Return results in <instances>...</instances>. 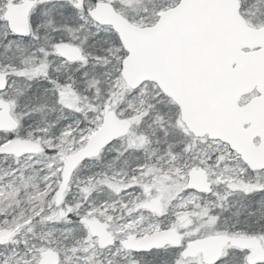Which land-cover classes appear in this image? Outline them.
<instances>
[{"label": "snow or ice", "instance_id": "6c2138e0", "mask_svg": "<svg viewBox=\"0 0 264 264\" xmlns=\"http://www.w3.org/2000/svg\"><path fill=\"white\" fill-rule=\"evenodd\" d=\"M0 264H264V0H0Z\"/></svg>", "mask_w": 264, "mask_h": 264}]
</instances>
